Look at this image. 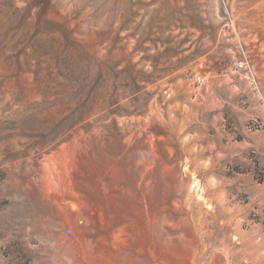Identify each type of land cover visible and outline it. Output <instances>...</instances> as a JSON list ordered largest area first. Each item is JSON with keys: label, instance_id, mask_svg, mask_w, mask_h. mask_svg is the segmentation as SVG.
I'll return each instance as SVG.
<instances>
[{"label": "rangeland", "instance_id": "374dc122", "mask_svg": "<svg viewBox=\"0 0 264 264\" xmlns=\"http://www.w3.org/2000/svg\"><path fill=\"white\" fill-rule=\"evenodd\" d=\"M0 264H264V0H0Z\"/></svg>", "mask_w": 264, "mask_h": 264}, {"label": "built area", "instance_id": "2783aa9c", "mask_svg": "<svg viewBox=\"0 0 264 264\" xmlns=\"http://www.w3.org/2000/svg\"><path fill=\"white\" fill-rule=\"evenodd\" d=\"M198 79H199V78H198ZM198 79H197V80H198Z\"/></svg>", "mask_w": 264, "mask_h": 264}]
</instances>
